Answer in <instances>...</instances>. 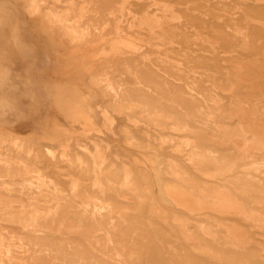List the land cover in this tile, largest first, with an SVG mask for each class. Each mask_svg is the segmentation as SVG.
Listing matches in <instances>:
<instances>
[{"label":"rangeland","instance_id":"374dc122","mask_svg":"<svg viewBox=\"0 0 264 264\" xmlns=\"http://www.w3.org/2000/svg\"><path fill=\"white\" fill-rule=\"evenodd\" d=\"M32 2L0 0V264H264V0Z\"/></svg>","mask_w":264,"mask_h":264},{"label":"bare ground","instance_id":"6f19581e","mask_svg":"<svg viewBox=\"0 0 264 264\" xmlns=\"http://www.w3.org/2000/svg\"><path fill=\"white\" fill-rule=\"evenodd\" d=\"M34 1V0H33ZM38 1V0H37ZM35 2H36V0H35ZM35 2H32V3H35ZM38 4V3H37ZM33 6H31V7H28V8H30L29 9V12L30 11H33V10H35L36 8H35V6H34V4H32ZM30 6V5H29ZM27 8V9H28ZM27 11V10H26ZM36 12V11H35ZM31 13V12H30ZM33 13V12H32ZM47 13V12H46ZM53 13V12H52ZM67 14V13H66ZM32 15V14H31ZM30 15V16H31ZM49 15V14H48ZM60 15H62V14H59V16H57V15H53V14H51L50 13V15H49V18H48V21H49V23H53V22H55V23H57V22H60V18L59 17H61ZM46 16L47 15H45V19H46ZM64 17H66V15L64 14ZM63 20H64V18H62ZM20 21H21V23H23L24 24V22H26L25 21V18H24V16L22 15L21 16V18H20ZM47 22V21H46ZM54 23V24H55ZM48 24V23H47ZM62 24H63V22H62ZM67 24H68V22H67ZM160 24V23H159ZM56 25V24H55ZM70 25V24H69ZM151 25V24H150ZM49 26H50V24H49ZM58 26V25H57ZM62 26V25H61ZM74 27V26H73ZM73 27H72V24L70 25V26H67L65 29H66V32L65 33H67V35L69 36V38L73 41V39L77 36L76 35V33L75 32H77V34H78V30H76V28H74L73 29ZM75 30V31H74ZM81 34V33H80ZM79 35V34H78ZM11 38H12V40L14 41V45L12 46V49H13V54L15 55V57H18V56H22L23 54H27V53H29L30 51L26 48V44H25V42H24V40H23V38L21 37V35L18 33V31H17V29L16 28H13V30L11 31ZM65 37H66V34L64 35ZM81 36H82V34H81ZM68 38V39H69ZM78 38H80V37H78ZM81 39V38H80ZM77 41V40H76ZM74 42V41H73ZM194 150V149H193ZM202 151V150H201ZM198 155H199V153H197V152H195V157H198ZM201 155V154H200ZM205 156V155H204ZM207 156H209V154L207 155ZM195 157H194V159H195ZM201 157V156H200ZM199 158V157H198ZM197 159V158H196ZM200 159V158H199ZM198 159V160H199Z\"/></svg>","mask_w":264,"mask_h":264}]
</instances>
